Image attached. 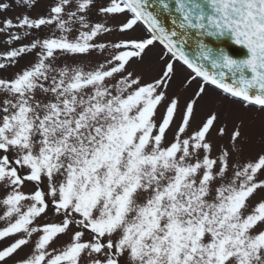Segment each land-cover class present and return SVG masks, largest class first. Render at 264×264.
<instances>
[{"label": "snow or ice", "instance_id": "snow-or-ice-1", "mask_svg": "<svg viewBox=\"0 0 264 264\" xmlns=\"http://www.w3.org/2000/svg\"><path fill=\"white\" fill-rule=\"evenodd\" d=\"M117 19L145 35L100 42ZM43 26L60 35L0 56V70L35 58L0 78V264H264V149L238 158L243 120L216 144L218 111L192 127L210 89L264 113V0H57L46 17L0 20V34L12 44ZM157 46L147 80L131 65ZM97 52L91 70L57 66ZM178 67L183 86L199 81L182 107L168 95ZM49 214L59 222L41 223Z\"/></svg>", "mask_w": 264, "mask_h": 264}, {"label": "rangeland", "instance_id": "rangeland-1", "mask_svg": "<svg viewBox=\"0 0 264 264\" xmlns=\"http://www.w3.org/2000/svg\"><path fill=\"white\" fill-rule=\"evenodd\" d=\"M4 3L10 4V8L6 11L0 12V20L10 18L15 21L17 17L28 15L31 18L46 17L57 0H36L33 7L29 8L22 4L18 5L16 0H3ZM107 0H97V5L106 4ZM90 18L93 22H103V17L99 16L95 9L90 13ZM119 19L109 21V26L113 27V33L111 35L106 34L103 40L100 42L111 43L118 42L122 39L137 38L145 35L142 28H137L136 31L129 32L127 34H121L118 31L117 25ZM17 30H13L16 32ZM23 30H20L22 34ZM32 36L27 37L21 42H13L12 44L7 43L8 35L0 34V56L14 47H20L23 43H29L32 38H47L53 34L59 36L60 32L55 27L43 26L39 30H31ZM70 38H73L70 36ZM162 48L157 46L149 51L142 62L134 63L131 65V70L142 75L145 79L150 80L157 76L160 69L163 66V62L160 57L162 55ZM105 54L97 52L92 56L88 55H71V54H58L56 57L57 66L63 67L65 65L70 67H80L85 71L91 70L97 65L102 63ZM34 57L31 55H25L20 58L18 63L9 65L7 70H0V78H11L15 73L23 70L29 64L34 61ZM0 62H6L0 60ZM188 75V71L178 67L177 75L174 79L172 87L168 90V95L174 98H178L181 107L184 102L192 95L195 91L199 81L193 83L191 88L183 86V81ZM218 111L221 114V119L218 121V127H226L224 136H219L215 131L212 133V139L216 144L227 145L229 144V136L233 130V126L240 120L244 121V127L242 129L245 136V140L241 144V152L239 155L240 160H247L255 157V155L264 149V113L258 112L255 108H245L243 103L237 99H230L225 95H222L219 90L210 89L209 95L202 100L196 112V118L193 121V128H196L200 121L210 112ZM171 138V133H169ZM28 189H25L27 191ZM3 208L0 207V214H2ZM59 222V218L55 214H49L44 217L41 223ZM5 226V222L0 220V227ZM67 237H62L57 241L56 246H62L66 241ZM5 246L4 241H0V247ZM31 250V246L25 247L18 256L15 257L19 260L25 256ZM10 264L12 262L10 261Z\"/></svg>", "mask_w": 264, "mask_h": 264}, {"label": "water", "instance_id": "water-1", "mask_svg": "<svg viewBox=\"0 0 264 264\" xmlns=\"http://www.w3.org/2000/svg\"><path fill=\"white\" fill-rule=\"evenodd\" d=\"M231 51H232L233 55H237L240 51V48H239V46H233Z\"/></svg>", "mask_w": 264, "mask_h": 264}]
</instances>
